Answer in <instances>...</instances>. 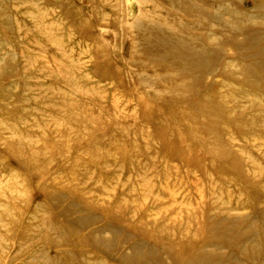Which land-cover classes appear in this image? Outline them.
Segmentation results:
<instances>
[{
    "label": "rangeland",
    "instance_id": "1",
    "mask_svg": "<svg viewBox=\"0 0 264 264\" xmlns=\"http://www.w3.org/2000/svg\"><path fill=\"white\" fill-rule=\"evenodd\" d=\"M174 1L0 0V264H51L59 224L87 237L78 264H264V81L241 50L264 0H188L229 24L207 39ZM139 19L220 51L219 72L170 83H203L229 128L169 96L184 62L139 61Z\"/></svg>",
    "mask_w": 264,
    "mask_h": 264
},
{
    "label": "bare ground",
    "instance_id": "2",
    "mask_svg": "<svg viewBox=\"0 0 264 264\" xmlns=\"http://www.w3.org/2000/svg\"><path fill=\"white\" fill-rule=\"evenodd\" d=\"M174 3H179L178 6L180 5V8H183L189 15L198 17L197 22L193 26L207 30L208 33L205 39L209 38L210 36L212 38L213 32L210 29V26L212 27V25H210L212 24V21H216L217 24L221 26V30L229 28V24L223 22L216 13L207 12L205 9L203 10L189 3L188 0H175ZM205 3L207 5L211 4L210 2ZM134 23L136 47L139 50L137 54L139 55V61L142 64L151 65L156 63L157 61H168L172 64L184 62L183 65L177 67L179 69L175 73L163 70V77L169 78L167 79L170 88V90L167 91L169 96H171L172 98L182 97L184 100V102H182V105H185L187 109L201 114L202 117L208 115V120L217 123L221 127L224 126L226 128H229L232 122H234V120H231L232 112L230 110H225L218 107L209 109L208 106L210 104H212L213 107L215 106V104L211 103L212 101L209 100V97H204L202 95L204 89L203 83L199 84L200 93H197L195 91V88L190 86L189 82H181L178 85H173L172 83H170L173 78H176V74L191 72L194 69L197 70V72L195 73V76L191 77L193 81H190V83H194L197 80L198 83L202 82V80L206 78V76H209L211 73L215 74V72H219V68L221 67L220 51L218 49H214L204 39L201 40L196 36L187 35L183 32L179 33L175 31L171 26L163 25L162 22L157 20L139 19ZM242 31L243 28H238V33H241ZM233 32V35L237 36V30H233ZM244 36L246 39V43L241 46V50H244L245 53L247 52L246 57L244 58L255 60L248 65L249 67L245 69V72L247 74H255L258 78L262 76V78L260 79L261 81H264V29L259 31H245ZM175 66L177 65H174V67ZM241 92L244 94H248L246 92V89ZM198 95H200L199 98L194 97ZM237 97L235 96V101L237 100ZM189 101L192 102L190 103ZM194 102H196V105H194ZM194 120L195 119H191L190 122ZM262 124H264V122ZM26 190L27 188H24L23 192L21 188V190L19 191V197L23 201L27 200ZM19 221L20 216L16 215L12 220V223L8 226L7 236L4 237L5 245L8 241L7 238H11L14 236L16 231L15 228ZM56 226V229L61 234L63 243L51 244L52 249L56 251L59 256L51 258L50 260H48V262H50L51 264H78L77 262L75 263V261H77L75 254L71 252L72 250L68 249L67 246L71 245L73 247L77 239H80V237H87L81 235L77 230L68 226H62L60 224ZM93 241L101 248L99 256L103 258L104 256H106L111 259L113 257H116L119 259V261H121L116 253L109 251V249L104 245L105 243L103 241H100L98 239H93ZM162 244L166 249H168V243ZM51 245H49V247H51ZM177 245L180 246V244ZM183 245L181 247H183ZM184 247L186 248L185 245ZM6 249L7 248H4L3 250ZM188 249L189 251L186 250L184 251V253L192 254L194 248L191 247ZM176 258L179 259L180 255H176ZM121 263L124 264L125 262Z\"/></svg>",
    "mask_w": 264,
    "mask_h": 264
}]
</instances>
